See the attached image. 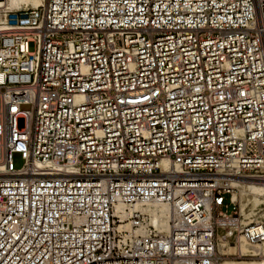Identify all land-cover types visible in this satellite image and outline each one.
Listing matches in <instances>:
<instances>
[{
  "label": "built area",
  "instance_id": "built-area-1",
  "mask_svg": "<svg viewBox=\"0 0 264 264\" xmlns=\"http://www.w3.org/2000/svg\"><path fill=\"white\" fill-rule=\"evenodd\" d=\"M0 151V264L261 244L227 179L264 185V0L0 6Z\"/></svg>",
  "mask_w": 264,
  "mask_h": 264
},
{
  "label": "bare ground",
  "instance_id": "bare-ground-1",
  "mask_svg": "<svg viewBox=\"0 0 264 264\" xmlns=\"http://www.w3.org/2000/svg\"><path fill=\"white\" fill-rule=\"evenodd\" d=\"M43 0H5V3H3L2 6L3 9L6 10H14L18 8H24L26 6L28 7H36L42 5ZM163 165V162H162ZM1 172V170H0ZM1 176V173H0ZM250 179V178H249ZM249 179L243 178H228L227 183L232 187L236 188L238 192V196L234 191L232 190V197L236 198L239 206L240 211L239 214L244 219L243 222H247L248 217L251 215L253 207L263 204L264 203V185L259 183H253L249 181ZM263 198V199H262ZM262 199V200H260ZM242 201V203H241ZM250 203V208L248 209V212L244 211L245 204ZM159 211L162 210V208H158ZM156 210H149V222L153 223L155 221L156 217ZM260 211V210H259ZM227 248V249H226ZM225 249L227 250V253L233 254V252L240 251L242 256L247 255L251 257H264V241L257 245V246H248L245 243L241 242L236 248L233 246H227ZM225 252V251H224ZM223 252H221V255ZM222 259V258H221ZM221 264H264L262 260L257 261H251V262H245V261H232L229 259H225L221 262Z\"/></svg>",
  "mask_w": 264,
  "mask_h": 264
},
{
  "label": "rangeland",
  "instance_id": "rangeland-1",
  "mask_svg": "<svg viewBox=\"0 0 264 264\" xmlns=\"http://www.w3.org/2000/svg\"><path fill=\"white\" fill-rule=\"evenodd\" d=\"M3 3H5V0H4ZM27 49L29 51H31L33 49V43L32 42H29L27 44ZM26 108H27V106H20L19 110H26ZM22 124H23L22 119L21 118H17L16 119L17 128H21ZM0 153H1V151H0ZM21 163H22V159L20 158L19 154L18 153H12L11 154V165H12V168L13 169L19 168L21 166ZM247 179H249V178H247ZM249 181L253 182L252 179H249ZM236 195L237 196L239 195L237 191H236ZM262 199H260V200H262ZM241 203H242V201H241ZM250 206H251L250 203L245 204L244 211L248 212V209L250 208ZM238 210L240 211L239 204H238ZM261 218L264 219V203L253 207L251 215L246 220L254 221V220L261 219ZM226 249H225V252L222 253L223 255L220 254V258H219V261H218L219 264H221V262L223 260H225V259H229V260L236 261V262H240V261L251 262V261H257V260L258 261L262 260L264 262V257H255L254 258V257L247 256V255L242 256L240 251H237V250L235 252H233V254H229V253H227Z\"/></svg>",
  "mask_w": 264,
  "mask_h": 264
}]
</instances>
